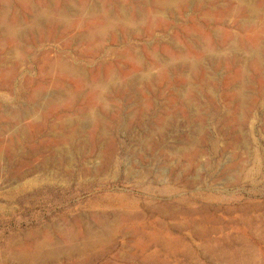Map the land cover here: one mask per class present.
<instances>
[{
	"label": "rangeland",
	"instance_id": "obj_1",
	"mask_svg": "<svg viewBox=\"0 0 264 264\" xmlns=\"http://www.w3.org/2000/svg\"><path fill=\"white\" fill-rule=\"evenodd\" d=\"M8 1L4 17L25 23L29 8ZM133 8L149 9L150 16L137 31L115 30V44L112 36L81 41L95 21L74 17L66 29L44 28L20 44L1 42L0 264H28L18 256L43 237L59 254L52 264H264V50L257 69L209 56L186 79L160 66L165 51L177 57L174 47L195 57L180 39L192 25L208 36L209 49L226 35L251 41L261 25L216 6L169 15L144 4ZM56 61L82 68L88 80L113 68L117 79L129 73L128 83L102 108L79 80L66 79L57 91L53 83L62 78L48 72ZM40 87L45 90L36 93ZM235 87L246 96L242 102ZM71 92L78 95L67 98ZM52 98L55 104L40 110ZM17 110L35 112L37 120L2 118ZM61 117L75 125L62 127ZM77 121L87 127L78 132ZM72 130L73 140L62 139ZM62 149L70 151L69 162L53 155ZM42 164L45 169L31 171ZM25 172L32 183L21 182ZM86 230L98 239L91 247L82 244Z\"/></svg>",
	"mask_w": 264,
	"mask_h": 264
},
{
	"label": "bare ground",
	"instance_id": "obj_2",
	"mask_svg": "<svg viewBox=\"0 0 264 264\" xmlns=\"http://www.w3.org/2000/svg\"><path fill=\"white\" fill-rule=\"evenodd\" d=\"M32 1H35L36 4L33 5ZM257 1L258 2H254L253 0H81V1L62 0L61 2L52 4V2L50 0H15V2L18 5L27 6L29 8V12L26 15L25 23H21V22L10 23V22H8L7 17L6 18L4 17V12H5V9L8 7L9 1L8 0H0V4H1L0 5V7H1L0 8V70L4 66V54L6 53V52L1 53V51H2L1 42L3 40L4 41L10 40V41L16 42V44H18V43L20 44L23 41L27 40L28 38H31V36L38 34V33H41V31L44 28H47V29L55 28L56 29V28L61 27V28L66 29V28H68V27H66L68 24V17L81 18L82 21H95L93 26L91 28L88 27V30L81 35V37H80L81 41H84L88 44H90L91 42L94 43V41L103 42L105 39L108 38V36H112V44H115V41L113 40L115 30L120 29L121 31H123L125 33L130 32V31L131 32L137 31L136 29L141 24H143L144 18L150 16V10L149 9L146 10V13H143V12L141 13L139 11L134 10L133 4H135V6H136V4H139V5L144 4V7H150L152 9H154V11L159 12V14L163 13V14H167V15L173 14L176 11H183V10H189V9L193 13H198V12H201L204 10L209 11V9L215 8V6L217 8L222 9V10L225 8L226 9L230 8V9H233V13L235 11V13L245 14V16H244L245 18H249V19H253V18L255 19L256 18L258 20L256 24L261 25L260 30L257 31L256 33H254V35L251 37V41H247V40L244 41V39L237 41L234 38H232L231 36L226 35V36H223L221 43L216 44L214 42L217 46H214L211 49H209L208 36L205 35L204 33L200 32L199 29L195 25H192L190 27V30H185L184 32H182L180 34V39L182 41H184V43L186 42L187 44H189L191 46V49L196 54L195 57H192L190 55H185V54H183V51L180 48L178 49L177 47H174V49H172V50H174V52H172V53L177 55L176 58H172L171 54L168 53V51H165L163 53V55L161 56L162 63L160 64V66H162V68H163L162 71L167 72L168 70L170 71L172 69H175L179 72V74H182L183 78L189 79L190 74H193V73L197 72L198 69L203 68L202 66L204 65L205 61H209V56L213 57L211 59H216L217 61H221L224 63L232 62L235 64L234 61H238V63H240L242 66H248V67L257 69V68H260L262 65L261 53L264 50V0H257ZM221 2H222V4H221ZM151 15H153V14L151 13ZM156 15L152 16V19H154L156 17ZM195 16H197V15H195ZM196 22H197V19H196ZM244 22H247V21H244ZM248 23L250 25H255V22H253V21H248ZM189 24H191V23H189ZM238 27L239 26H237V28ZM227 29H229V28H227ZM178 32L180 33V31H178ZM159 44H161V43H159ZM18 46L20 47V45H18ZM19 47H16V49H18ZM114 48H115V46H114ZM14 49H12L10 52H7V53L10 54L11 52L14 51ZM92 50H93V47L91 48V46H89L88 51L91 52ZM154 57H156V56L154 55ZM133 58L135 59V62L138 64L139 67L143 66L146 68L145 64L142 63V61L140 59H138L137 56H135ZM35 61H37V60H35ZM99 62L101 63V61H99ZM93 68H95V67H93ZM206 68H208L207 65H206ZM232 68H233V66L231 65V69ZM113 71H114L113 68L105 69L102 76L99 75V76H96V78L88 80L85 76L83 69L79 68L78 66H75V64L72 65V64H69V63L64 62V61H56L55 63L51 64L48 67V72L57 73L62 78V79H57V81L53 83L56 86L57 91L64 88L63 84L65 83L66 79L79 80L81 83H83L85 85L87 92L92 94L93 99L96 100V103H99L100 105H102V108H105V106H106L105 100H106L107 96L112 95V94H114V95L118 94L119 92L124 90V88L127 86V83H128V82L126 83V79L129 77V73L122 74L123 79H117L115 77ZM97 72L101 73V70H99ZM176 76H177V72H176ZM148 79H149V76L147 74L142 77V80H144V81H147ZM133 82H135V81H133ZM180 83H181V81H180ZM183 85L185 87L188 86L187 90L185 89L186 92H188L190 95L193 94V92H194L193 87L190 86L188 81L183 80L182 86ZM230 86H232V85H230ZM44 88L45 87H40L39 89L35 90V92L41 93L42 91L45 90ZM175 90H176V88H175ZM231 90H233V89H231ZM228 93H230V92L228 91ZM77 95H78L77 93L71 92V93H68V95L66 97L69 98L70 96H77ZM181 97L184 98V93L181 94ZM245 97L246 96L243 94L241 87H235L234 88V98L236 100H239L240 102H242L245 99ZM116 98H118V97H116ZM42 100H44V99H42ZM55 100H56L55 98L50 99L49 101H47L45 103L44 106H42L40 108V110L43 111L45 108H49L50 106L54 105L56 102ZM235 104H236V102H235ZM32 106L33 105H31V107ZM31 107L29 110H31ZM34 107H35V105H34ZM86 111H87V109H86ZM86 111H85V114H86ZM36 114L37 113H35V112H24L22 110H17L13 113H9V112L5 111L2 113V118L9 119V120H17L20 117L31 119V117L36 116V120H37ZM88 116H89V119L91 122L95 121L96 118L92 112L89 113ZM61 119L62 120L60 121V125L66 129L67 128L69 129V127H72L75 125L74 122L71 121L70 119L65 120L63 117H61ZM50 120H52V119H50ZM77 123L79 124L81 122L77 121ZM4 125H6V124H4ZM79 126L80 127H78L76 129V130H78V132H79V130H81V129L84 130L87 127V125H85L84 123H81V125H79ZM60 131H62V130L60 129ZM72 131L73 132H71V134L68 137H62V136H60V137H62V139H64L65 141L66 140L67 141L73 140L76 137L75 135L77 134V132L75 130H72ZM12 133L13 132H10V134H12ZM34 133H36V132H34ZM46 133H47V130H46ZM85 140L87 141V139H85ZM33 143H34V140H33ZM40 143H41V141H40ZM84 143L86 144V142H84ZM31 144H32V142H31ZM69 153H70V151L68 149H62V150L54 151L53 155L56 156L55 158L64 157L63 159H65L66 162H69L67 159V156L69 155ZM46 161H47V158H46ZM71 164H72V162L67 163V165L69 167L71 166ZM37 165L39 166V164H37ZM36 166H33V168L31 169L32 172H36L40 169L41 170L45 169V167H46V165H43L40 167H36ZM48 168H50V167H48ZM27 174H28V172H27ZM27 174H26V172H25V174H20L21 182H23V183L26 182V184L32 183V181H33L32 179L26 178L28 176ZM89 231L90 230H86V232H84V237L82 239V244L84 247H91L92 244H95L98 242V239H96V235L90 233ZM92 235H94V236H92ZM53 245H55V242L51 238L43 237L41 240L36 241V243L34 244V248H33L32 252H30L29 254L23 253V254L18 256V259L20 261L28 263V264H52L59 257L58 252H56V250L52 249ZM71 250H74V249L71 247ZM65 251H67V249H65ZM75 255H77V254H75Z\"/></svg>",
	"mask_w": 264,
	"mask_h": 264
}]
</instances>
